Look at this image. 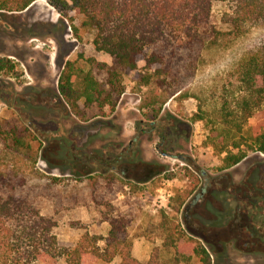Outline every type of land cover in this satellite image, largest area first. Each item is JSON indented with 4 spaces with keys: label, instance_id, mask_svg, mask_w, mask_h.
<instances>
[{
    "label": "rangeland",
    "instance_id": "374dc122",
    "mask_svg": "<svg viewBox=\"0 0 264 264\" xmlns=\"http://www.w3.org/2000/svg\"><path fill=\"white\" fill-rule=\"evenodd\" d=\"M223 8L215 6L216 17ZM82 22V16L62 13L50 0H35L28 10L0 11V57L12 58L22 71L20 78L0 74V128H27L33 136L25 141L38 153L34 161L4 150L10 146L2 135L0 169L28 180L26 189H32L41 211L58 222L61 247H73L88 235L90 247L103 249L110 225L102 215L123 212L133 219V255L148 262L157 251L160 264H174L162 246L159 223L161 209L178 188L188 196L173 214L209 250L213 264H264V153L250 151L239 164L219 170L222 156L204 146L209 132L205 122L191 121L200 106L217 115L225 89L235 84L238 63L264 42V22L208 50L205 62L177 84L140 86L132 72L124 78L119 110L81 120L59 94L62 69L67 61L84 65L89 57L111 62L109 55L95 51L94 33ZM144 65L140 61L139 68ZM154 97L166 102L158 117L149 120L140 106ZM127 118L134 135L122 134ZM110 172L130 186L117 195L109 192L98 206L85 178ZM120 262L117 256L94 264ZM52 264L67 261L61 257ZM191 264L200 263L195 259Z\"/></svg>",
    "mask_w": 264,
    "mask_h": 264
},
{
    "label": "trees",
    "instance_id": "16d2710c",
    "mask_svg": "<svg viewBox=\"0 0 264 264\" xmlns=\"http://www.w3.org/2000/svg\"><path fill=\"white\" fill-rule=\"evenodd\" d=\"M34 1L0 0V11H23ZM50 2L62 13L82 16V25L94 33L95 51L111 58L107 63L89 57L84 65L77 60L67 61L60 73L59 94L81 120L114 113L126 89L124 78L132 72H136L135 80L140 86L155 83L162 88L177 84L205 62L208 50L240 37L249 26L264 22V0ZM218 4L224 8L216 17L214 9ZM140 61L145 62L142 69ZM0 74L20 78L22 71L15 60L4 56L0 57ZM234 75L235 84L225 89L215 117L201 106L191 116L193 122H205L209 132L204 146L222 156L219 170L239 164L250 151L264 153V42L238 63ZM165 102L148 98L140 108L149 120H155ZM257 116L260 119L250 125ZM2 135L10 146L4 150L36 161L37 149L28 147L25 141L26 136H33L27 128H0ZM17 175L11 178L0 169V264H52L61 257L66 258L67 264H94L98 260L111 262L117 256L120 264H160L157 251L148 262L133 255L129 233L133 219L123 212L102 215L110 225L103 249L90 247L88 235L73 247H61L55 232L56 218L41 211L30 193L32 189H26L28 180ZM85 179L96 192L93 200L98 206L105 204L109 192L117 195L130 186L129 181L113 172ZM187 196L186 191L177 188L167 207L161 209L162 246L172 254L174 264H191L195 259L200 264H213L209 250L189 235L174 215L180 212Z\"/></svg>",
    "mask_w": 264,
    "mask_h": 264
},
{
    "label": "crops",
    "instance_id": "0c3cea01",
    "mask_svg": "<svg viewBox=\"0 0 264 264\" xmlns=\"http://www.w3.org/2000/svg\"><path fill=\"white\" fill-rule=\"evenodd\" d=\"M33 4H34V2L31 4V7L33 6ZM122 100H123V98H121V100H120V102H119V104L117 106L116 111L120 109V105L122 104ZM121 110L124 111L125 108L121 107ZM129 123H130V121H129L128 118L127 119H123V122H122V134L123 135H134L135 134V132H136L135 126L134 125L132 126V124L128 125Z\"/></svg>",
    "mask_w": 264,
    "mask_h": 264
},
{
    "label": "flooded vegetation",
    "instance_id": "af4514ba",
    "mask_svg": "<svg viewBox=\"0 0 264 264\" xmlns=\"http://www.w3.org/2000/svg\"><path fill=\"white\" fill-rule=\"evenodd\" d=\"M30 7H31V5H30L28 8H26L25 10H28V9H30Z\"/></svg>",
    "mask_w": 264,
    "mask_h": 264
}]
</instances>
